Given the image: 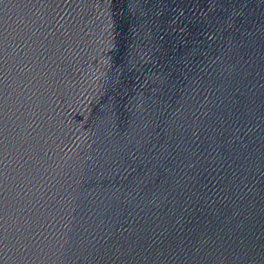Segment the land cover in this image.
<instances>
[{
	"label": "water",
	"instance_id": "water-1",
	"mask_svg": "<svg viewBox=\"0 0 264 264\" xmlns=\"http://www.w3.org/2000/svg\"><path fill=\"white\" fill-rule=\"evenodd\" d=\"M0 264H264V0H0Z\"/></svg>",
	"mask_w": 264,
	"mask_h": 264
}]
</instances>
